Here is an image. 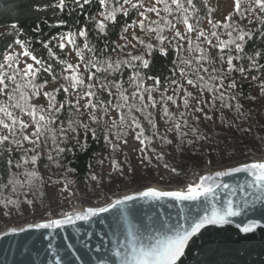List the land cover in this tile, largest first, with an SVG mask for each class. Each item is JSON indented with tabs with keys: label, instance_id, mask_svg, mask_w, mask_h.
Listing matches in <instances>:
<instances>
[{
	"label": "trees",
	"instance_id": "obj_1",
	"mask_svg": "<svg viewBox=\"0 0 264 264\" xmlns=\"http://www.w3.org/2000/svg\"><path fill=\"white\" fill-rule=\"evenodd\" d=\"M59 3L60 0H0V29H2L0 31V64L5 65L3 69H0V73L12 76L17 71L21 54L10 53L11 48L17 45L45 61V67L51 64L53 71L45 72L42 68L37 73L35 83L43 84L47 80L48 83L45 86L54 85L48 91L60 89L56 93L57 107L65 103L66 99L73 102L65 104L59 113H53L56 120L52 127L63 126L67 129L69 121L77 122L74 125L76 133H69L68 142L60 145L66 151L57 158L59 165L47 159L46 154L52 148L48 133L41 137L39 149L41 156L36 164L24 163L22 159L25 155L33 154L24 152V149L33 147L29 142L25 141L20 148L11 141L0 145V230L11 224H18L15 221L16 218H23L30 213L36 214L41 210H50L47 217L63 215L68 207L51 209L54 203H61L63 199L73 195L100 199L92 201L87 198H76L72 204H103L111 198L109 195L112 192L121 190L125 185L138 184L137 190L149 186L145 181L154 175H157L158 181L164 185H181L188 182V188L190 185H196L198 176L205 167L217 170L264 156V90L261 84L264 81V67L259 69L252 67V60L243 58L242 53V59L234 63L245 67L247 72L231 74L232 78L237 80V87L228 90V95L235 96V99H229L227 103L233 106L221 107L219 100L215 101V107L212 108L205 103L199 105L212 117L211 120L205 119L203 113L195 109L198 100L210 101L212 93L207 90L201 93L199 86L187 84L188 78L195 79L190 70L193 67H199L202 63L196 59L201 55L196 50V44L208 49L212 55L220 52L219 49L211 48L204 41V37L198 39L199 31L205 33L216 31L221 40L229 39V31H232L233 37L240 29L250 33L245 37L247 42L244 45V53L248 57L255 56L256 62L264 65V23H260L261 18H264V11L255 4V0H241V8L247 10L244 18H241L240 13L233 11L230 13L232 14L230 21L226 19L230 15L228 14L223 21L213 22L209 28H205L206 20L215 11L210 0H194L195 9L192 5L185 3L188 9L186 13L161 11L160 17L165 18L162 20L156 14L152 16L147 13L146 28L154 20H159L161 25L171 21L175 27H164L162 35L168 38L164 41L157 39L156 32L140 28L137 34L133 35V42L128 34L133 27H128L126 32L124 28L136 22L139 8L133 9L130 5H124L127 15L117 10L113 21L101 15L104 9L98 0H91L90 3H84V0H64L62 8L57 7ZM110 3L119 9V5L115 4L114 0H110ZM159 7L162 9L163 5ZM185 14L189 18V23L196 26V31L186 33L187 39L180 40L179 37L174 38V34L177 30L182 34L185 33L186 25L179 19ZM100 21L105 22L103 31L97 27ZM215 23H220L221 26L213 28ZM223 23H230L232 28H224ZM152 27L155 28L156 25L153 24ZM81 30L86 31L87 36H79ZM69 33L72 34L75 42L72 43L73 51L87 70L82 73L85 83L97 85L96 91L101 100H104L106 104L109 100L113 104L123 103L117 89L112 88V95H109L107 91L99 88L101 83L106 82L103 79L106 76L107 81H119L122 88L126 89L125 94L129 96L127 104L136 105V108L148 105L146 111L153 114L155 129L144 118L145 113L137 111L136 108H133L131 113L139 118V123L144 130L141 137L144 140L143 144L141 140L135 138L140 128L129 127L131 119L127 107L121 109L109 107L105 113L99 108H85L84 105L79 104L77 110L75 100L72 99L74 89L69 87L70 81L65 79L71 76L68 73L67 64H72V61L69 53L59 47L62 43L61 37L64 39L69 36ZM136 37L144 40V43L141 44ZM212 40L213 44L217 43L216 38L213 37ZM85 43L88 44V48L84 47ZM148 44L153 45L150 51L147 49ZM118 46H123L122 50ZM89 48L92 51H89ZM113 49L116 50L113 51ZM225 51L228 50L225 49ZM257 52L260 55H255ZM8 55H12L14 59L6 60ZM131 56H142L149 62L148 67L145 68L140 60H136L132 61L135 67L122 64L119 72H103V68L107 67L104 61L109 58L112 61H124L130 60ZM89 59L99 61L97 67L102 69L91 81L87 79L88 73L95 72L96 69L85 67ZM185 61H192V64L184 63ZM203 63L211 72V66L206 62ZM219 66L217 64V67ZM180 69H184L187 75L182 76ZM135 72H140L143 78L142 91L152 88L154 84L152 77L159 80V84L155 85L150 92L143 91V102L140 101L139 96L136 98L131 96V93L136 91V87L135 84L129 83V78ZM53 75L56 76L55 80L52 79ZM201 75L205 74L201 72ZM205 79H207L206 75ZM173 80L183 85L178 92L177 84L171 83ZM228 82L225 80V87ZM4 83L8 87L4 93H0V104H5L11 99L5 93L11 92L17 98L23 92L31 95L32 89L22 79L5 80ZM62 86L69 87L67 93L63 91ZM185 89L187 92H192L194 97L190 98L188 109L183 103ZM75 90L83 92L80 88ZM162 95L176 97L175 103L167 102V107L171 113L175 114V119H169L163 115L164 105L160 100ZM149 96L157 101L155 108L151 107ZM48 102V98L42 94L39 97L33 96L29 101L45 108ZM237 104L240 105L238 110L235 107ZM9 110L29 123V128L23 134H31L34 129L31 117L19 109L10 108ZM182 112L185 113L184 117H180ZM91 115H96L99 119L93 121L90 118ZM0 116H3V113H0ZM121 116L125 117V123H121ZM194 117H200V119L196 120ZM184 120H187V125H183ZM178 122L182 124V130L187 133L184 137H179L176 131H169ZM81 124H87L95 131V136L92 131L85 133ZM193 128L197 130L195 133L192 132ZM4 134H8L7 130L0 127V135ZM117 134L120 135V139L116 138ZM72 135L76 136V140L71 139ZM201 135L204 139L197 138ZM20 138L21 133L17 132L16 139ZM77 140L79 144L76 143ZM189 140L192 143H188ZM80 145L84 147L81 148ZM112 145H118V147L114 149ZM53 156L55 157V153ZM9 159L13 162L11 165L7 163ZM100 161L103 162L100 163ZM114 162L120 167L116 168ZM17 163L21 166L16 167ZM33 170L38 172V176L29 179L27 173ZM93 176L96 177L95 180L92 179ZM54 188L59 189V197L56 200L51 194ZM10 200L16 203H8ZM38 219L41 218L34 216L32 220ZM177 264H264V228L242 233L232 225L207 226L190 241Z\"/></svg>",
	"mask_w": 264,
	"mask_h": 264
},
{
	"label": "snow or ice",
	"instance_id": "obj_2",
	"mask_svg": "<svg viewBox=\"0 0 264 264\" xmlns=\"http://www.w3.org/2000/svg\"><path fill=\"white\" fill-rule=\"evenodd\" d=\"M91 0H84V3H90ZM115 4L119 5V9L113 7L110 3V0H98V3L103 7L104 11L101 12L102 16H105L108 20H115V13L117 10L123 12L125 15H127V10L124 8V5H130L133 9L144 7L143 0H137L136 3H132V0H114ZM185 3L188 5H192L193 9H195V3L194 0H171V3H169V0H155V2L152 4V6L147 7L145 11H141L139 15L141 17H144V19L139 20L138 22H134L132 25H128L124 28V31L126 32L128 30V27H135L136 23H138L139 27L141 29H145V21L148 20L147 13H155L157 17H160V12L164 11L166 13H172V12H183L186 13L188 9L185 7ZM163 5V8L161 9L158 7V5ZM255 4L261 9V11H264V0H255ZM64 6V0H60V3L57 5V7H63ZM175 6V7H173ZM247 10L241 8V0H235L234 4V12L240 13L241 18H244V13ZM160 19H165L164 17H160ZM180 22L185 24V33L182 34L179 30H177L174 34L175 37H179L180 40L187 39L186 33H191L193 31H196V26H194L192 23H189L188 16L182 15L179 17ZM227 20L232 19V14H230L227 18ZM260 23H264V18H261ZM155 24L156 27L153 28L152 25ZM221 25L220 23L213 24V28H219ZM97 27L103 31L105 28V22L100 21ZM164 27L168 28H174L175 25L172 24L171 21H167L165 25H161L159 20L151 21L148 25L146 30L149 32H156L157 33V39L160 41H164L168 39L166 36L162 35ZM224 28H232V25L230 23H223ZM236 30V29H234ZM69 37L72 35L71 33L68 34ZM250 35L248 32H244L242 29L237 31V35L233 37L232 31L228 32L229 39L227 40H221L219 38V35L216 31H212L210 33H205L204 31H199V37H204V41L213 49H219L220 52L216 53L215 55H212L208 49L201 47L200 44H196V50L201 53L196 59L197 61H201L199 67H193L191 71V75L195 76V79L188 78L187 84L192 86H199V90L201 93H203L205 90H207L209 93H212V97L210 101H203V99L197 101V107L195 111L201 112L204 115V118L207 120H211L212 117L208 115V113L204 112V108L200 107L199 105L201 103L207 104L210 108L215 107V101L219 100L221 101V107H232L233 105L227 103L229 99L234 100L235 96H229L228 90L235 89L237 87V80L235 78H232L231 74L233 72H238L240 74H245L247 72V69L243 66H238L234 61H239L242 59L241 54H244L243 58H248L252 60V67H256L257 69L264 67V65H260L256 62L255 56L248 57L246 53H244V45L247 42L245 40V37ZM79 36L85 37L87 36V32L84 30H81L79 32ZM216 38L217 43L213 44L212 38ZM141 44L144 43V40L140 39L139 37H136ZM63 40V37H61ZM17 43H20L17 41ZM69 43H75L73 40H69ZM191 43V42H190ZM65 45L61 43L59 45L60 48H63ZM85 48H88V44H84ZM121 47V50L123 46ZM179 47V46H178ZM153 48L152 44L147 45V49L150 51ZM227 49L228 51H225ZM116 49H113L115 51ZM78 54H80L79 49L77 50ZM89 51H92V49L89 48ZM235 53V54H233ZM24 55H30L31 59L35 62L36 65H39L40 67H34L33 64L29 63L26 64V67L24 69H20L19 71L23 72V75L25 77H31L26 81V84L32 89L31 95L27 92H23L20 94L19 98H17L13 93H5L7 96L11 97V99L5 103L0 104V113H3V116H0V127L7 130L8 134L0 135V145H2L6 141H11L12 143L16 144L18 148L22 147L24 142L27 141L30 144L33 145L32 148L24 149L25 154L28 152L33 153L31 156L25 155L22 157L24 160V163L31 162L32 164H36L37 161L40 159L41 152L40 149V142L41 137H44L46 133L49 134L51 141H52V148L48 151L47 159L49 161L57 163L59 165V160L57 158L60 157V154L64 153L66 149L64 147H61V144H66L69 140V133H76V127L74 126L77 122L69 121L68 127L65 129L63 126L59 128H54L52 125L55 123L56 117L53 115V113H59L61 109L65 107V104H71L72 101L65 100V103H62L57 107L56 105V93L60 91V89L56 88L53 89V91H44L41 92V90L44 88V86L48 83L47 80L44 81L43 84H36L35 78L37 76V73L43 70L45 72H52L53 68L51 64H48L47 67H45V61L42 59H38L37 56L31 55L30 52H25ZM255 55H260L259 52L255 53ZM14 57L12 55H8L6 57V60L11 61ZM140 60L143 64V66L146 68L148 67V61L144 59L142 56H131L130 60H115L112 61L110 58L109 60L104 61L105 64H107V67L103 68V72L107 73L109 71H115L119 72L121 65L126 64L130 67H135V64L132 63V61ZM206 62L208 65L211 66V72L209 71L208 67L204 66V63ZM63 63V62H62ZM99 61L95 59H89L85 67L86 68H94L96 69L95 72H89L88 73V81H91L94 77L97 76V73L101 72V68L97 67V64ZM184 63H187L189 65L192 64V61H185ZM217 64L220 66L217 67ZM226 65V67H225ZM5 67L4 64H0V69H3ZM10 67V65H9ZM68 69H73V72L70 77H65L66 80H69V87L72 89L80 88L83 90V96H78V98L75 100V105L77 110L79 109V103L80 99L86 98V103L84 104L85 108L91 107L92 109H101L105 113L108 111L109 107L121 109L124 107L128 108L129 116L131 119V124L129 127H135L140 128V131L136 133V139L141 140V143L143 144L144 140L141 139L143 137L144 130L141 127L139 123V118L135 115H132V109L136 108V105H129L127 104V101L129 100V96L125 94L126 89L122 88V85L119 81H107V77H103V79L106 81L105 83H101L99 85V88L103 91H107L109 95H112V88L117 89L119 98L123 101V103H116L113 104L111 100L107 101V104L104 100H101L99 98L98 92L96 91L97 85L93 83H85V79L83 74L79 73V65H72L67 64ZM181 75L186 76L184 69H180ZM201 72H203L207 79H205V75H201ZM17 73L14 72L12 76H6L3 73H0V93H4L5 89L8 87L6 83H4L5 80H15V75ZM214 74V75H213ZM255 79V77H253ZM53 80L56 79V76L53 75ZM154 84L152 88L155 87V85L159 84L158 78L152 77ZM225 80H228V84L225 87ZM129 83L135 84L136 91L131 93V96L133 98H136L139 96V99L141 102H143L144 96L143 91H151L152 88L144 89L143 88V78L141 77L140 72H135L133 75L129 78ZM171 83L177 84L176 91L178 92L180 88H183V85L178 84L176 80H173ZM262 84V90H264V81L261 82ZM63 87V86H62ZM69 87H63V91L65 93L68 92ZM15 91V90H13ZM186 95L183 97V103L186 109L190 108V98L193 97L192 92H187ZM43 95L48 98V106L47 108L43 107L42 105L38 104H32L29 103L31 98L33 96L39 97L40 95ZM149 99L151 101V107L155 108L157 101L153 99L151 96H149ZM161 103H163V115L165 117H168L169 119H175V114L171 113L167 107V102L172 101L175 103L176 97L174 95H162ZM12 101H15L14 103ZM23 101V103H22ZM237 110L239 109L240 105H235ZM19 109L21 112H24L26 115L31 117L32 123L34 125V129L31 132V134L24 135V131L29 128V123L26 122L21 116L14 114L13 111H10L9 109ZM148 105H144L142 108H136L137 111L141 113H145L144 118L148 121V123L151 125L153 129H155L156 124L155 121L152 119V113L147 112ZM45 113H48V115H45ZM185 113H180V117H184ZM91 120L97 121L99 118L96 115H91ZM121 123H125V117L121 116ZM194 119L199 120L200 117H194ZM183 125H187V120L183 121ZM84 130L85 133L88 131H92L93 136H95V131L90 129L87 124H81L80 125ZM115 126V124H114ZM169 131H176L178 133L179 137H184L187 135L186 132L182 130V124L181 123H175L173 128L169 129ZM197 130L195 128L192 129V132L195 133ZM17 132L21 133V138L16 139ZM59 135V139H58ZM117 139H120V135L117 134ZM198 139H204V137L201 135L197 137ZM71 139L76 140V136L72 135ZM107 140V137H105ZM144 139H148V137H144ZM45 143H47V140H45ZM77 144H79V141H76ZM108 143L111 144V141L108 140ZM126 143V141H125ZM168 143H171V141H168ZM188 143H192L191 140L188 141ZM81 148H83V145H80ZM112 147L115 149L118 147V145H112ZM70 150V149H68ZM10 151V149H8ZM53 153H55V157L53 156ZM103 161H100L102 163ZM7 163L11 165L13 162L11 159L7 160ZM115 164V162H114ZM21 165L19 163L16 164V167H20ZM116 168H119V164H115ZM175 171V169H173ZM244 172L248 175L249 179H247L246 183L249 188H254L256 190L257 199H264V162H252L247 163L239 167L232 168L230 171L227 172H217L215 175L217 177L220 176H226L230 175L231 173H240ZM27 176L29 179L38 176V172L33 170L29 173H27ZM93 180L96 179L95 176L92 177ZM213 178L211 176L208 177H202L201 183L196 185H190L187 188V191H159L154 188H149L147 191L140 193L141 196L144 197H156V198H164V197H173L177 198L179 200H196L199 197L207 196L208 194H214V187L219 188L221 186L228 188V184H215L205 186L204 181L212 180ZM132 196H126L123 200H116L114 205H109L108 207H101V208H88L86 212L84 213H77L76 219L79 220H87L91 216H95L97 213L107 212L109 211V208H114L117 205L123 204L125 201L132 200ZM8 203H16V201H8ZM31 203V201H29ZM238 212L233 211L232 207V201L228 200L226 203V206L224 207L223 214H221L220 210L213 208L210 214H206L204 216L199 217L195 221L188 224L187 227H177L175 230L169 229V231L172 232L171 235H164L162 238H150L147 243L144 242V240L139 236L135 234H131V239L128 241V249L126 250V254L123 253H117L118 255L122 256L121 264H177V262L180 260V258L183 256L185 248L190 240V238L199 233L201 229H203L206 225L210 224H227L230 223V221L227 219L228 217L237 215ZM52 224H62V223H72V216L68 215L64 220H55L51 222ZM49 225H43V227H48ZM36 227H41V225H36ZM257 227L256 222L249 223L242 227V231L244 233H249L253 231Z\"/></svg>",
	"mask_w": 264,
	"mask_h": 264
},
{
	"label": "water",
	"instance_id": "obj_3",
	"mask_svg": "<svg viewBox=\"0 0 264 264\" xmlns=\"http://www.w3.org/2000/svg\"><path fill=\"white\" fill-rule=\"evenodd\" d=\"M258 159L262 158L249 162ZM227 171L230 170L224 167L218 171L202 172L197 184H200L201 178L208 173ZM247 179L249 177L244 172L215 176L209 182L204 181L205 186L228 184L229 187H214V194L196 200L144 197L140 193L145 192L148 188L145 187L127 194L133 197L132 200L109 208L107 212L97 213L87 220L75 219L72 223L48 227L32 225L46 221L41 220L19 225L27 227L16 230L10 228L18 226H8L0 231V264H121L122 256L117 253L126 254L128 241L131 239L130 233L139 235L145 243L150 238L171 235L169 229L187 227L199 217L210 214L213 208L223 214L228 200L232 201L233 211L238 214L227 218L230 223L210 224L205 227L232 225L244 233L241 230L243 226L256 222L257 227L254 230L264 228V199H257V195L254 194L256 190L248 187ZM123 199L124 197L119 195L101 206L92 207H108L114 205L116 200ZM75 207L77 206L73 208ZM197 234L190 238L185 251Z\"/></svg>",
	"mask_w": 264,
	"mask_h": 264
},
{
	"label": "rangeland",
	"instance_id": "obj_4",
	"mask_svg": "<svg viewBox=\"0 0 264 264\" xmlns=\"http://www.w3.org/2000/svg\"><path fill=\"white\" fill-rule=\"evenodd\" d=\"M136 2H137V0H132V3H136ZM154 2H155V0H143L144 7L139 8V10H138L139 13L141 11H145L147 7L152 6V4ZM210 3H211L212 6L215 7V11L213 12L212 16L206 20L205 28H209L210 25L213 22L223 21L227 17L228 14L233 12L234 11L235 0H210ZM159 6L160 5H158V7ZM150 14L152 16H155V13H150ZM143 18L144 17H141L138 14L136 22H138L139 20H141ZM178 28H180V27H178ZM1 30L2 29H0V31ZM139 30H140V27H139L138 23H136V26L131 28L128 31V34L130 35V37H132V40H131L132 42L134 41L133 35L137 34L136 32H138ZM70 39L73 40L72 36H70V37L66 36L63 40L61 39V42L65 45L63 48L69 53L70 59L72 61V65H74V66L79 65V73L82 74L83 72H87V70L81 65L80 58L74 53L73 47H72V43H69ZM16 52H19L21 54V56H20V59H19V61L17 63L18 64L17 65L18 68H17V71H16L17 74L15 75V79L18 78V79H22L24 81H27L31 77H25L23 75V72L19 71V70L20 69H24L26 67V64H29V63L33 64L34 67H38V65L35 64V62L31 59L30 55H24V53L26 51L22 48V46L17 45V46H14V47L11 48L10 53H16ZM72 72H73V69H69L68 70V73L70 75L72 74ZM53 87H54L53 84L47 85V86H45L43 88V92L44 91H48L50 88H53ZM78 96H83V92H80L78 90H74L73 93H72V99L76 100L78 98ZM35 103H36V101H35ZM85 103H86V98L85 99H80V103L79 104L81 106H83ZM258 158L264 159V156H259ZM205 171H213V170L209 169L208 167H205L203 172H205ZM198 178H199V176H198ZM145 182H147V184H149V186H150V187L149 186H146V187H148V188H159V189H162L163 191L176 190V189L177 190L186 191L187 190V184H188V182H187V183H184V184H181V185H164L163 183H160L158 181V176L157 175H154L151 178H147V180ZM197 182H198V179H197ZM137 186H138V184H134L133 186L125 185L121 190H119L117 192H112L109 195V196H111V198L108 201H110L112 198H114L116 196L127 195V194H130V193H133V192H136L138 190L143 189V188H141V189L137 190ZM51 194L55 198V200L58 199V197H59V189H56V188L52 189ZM76 198H87V199H91L92 201L100 199V198H90V197H86V196H83V195H73L71 197H67V198L63 199V201L61 203H58V202L54 203V206H53V208L51 210H56V209L60 208L61 206L68 207L66 212L63 214V215H65L74 206H77V207H79V206H83L84 207V205H89L90 207H92V206H101V205H103V204L108 202V201H106L105 203L98 204V205L84 204V203L72 204L73 201ZM70 204H72V205H70ZM49 211L50 210H41V211L37 212L36 214H31L30 213V214H28L27 216H25L23 218H16L15 221H17L18 224H11L9 226H19V225H22V224L39 222L41 220L48 221L47 219H51L53 217H58V216L47 217V214H48ZM63 215H59V216H63ZM34 216H39L41 219L32 220L34 218ZM22 219H25V220L21 221ZM0 231H2V230H0Z\"/></svg>",
	"mask_w": 264,
	"mask_h": 264
},
{
	"label": "bare ground",
	"instance_id": "obj_5",
	"mask_svg": "<svg viewBox=\"0 0 264 264\" xmlns=\"http://www.w3.org/2000/svg\"><path fill=\"white\" fill-rule=\"evenodd\" d=\"M252 162H264V159H258V160H255V161H251L249 163H252ZM248 162H246L247 164ZM245 163H241V164H238L236 166H233V167H227V170H231L232 168H235V167H239V166H242L244 165ZM220 169H217V170H213V171H218ZM217 172H211V173H208L207 175H205V177H208V176H211L212 178H214L216 175ZM211 181V180H209ZM209 181H205V182H209ZM149 188H147L146 190H148ZM154 189H157L159 191H163L162 189H159V188H154ZM145 190V191H146ZM177 190V189H176ZM172 191V190H171ZM178 191V190H177ZM126 196H129V195H122V197H126ZM119 199V198H117ZM88 208H100V207H90V206H84V207H75L73 208L71 211H69V213L66 215V216H63L61 218H57V219H52V220H48V221H43V222H40V223H37V224H32V225H55V224H52L51 222L52 221H55V220H64L68 215H71L72 216V220H75L76 219V214L77 213H84L87 211ZM27 226H18V227H12L10 228L11 230H16V229H21V228H25ZM9 229V230H10Z\"/></svg>",
	"mask_w": 264,
	"mask_h": 264
}]
</instances>
